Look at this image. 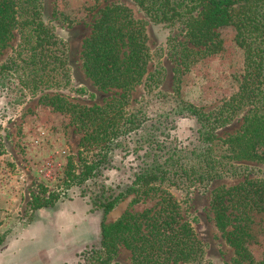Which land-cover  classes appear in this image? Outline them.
<instances>
[{
  "label": "trees",
  "instance_id": "1",
  "mask_svg": "<svg viewBox=\"0 0 264 264\" xmlns=\"http://www.w3.org/2000/svg\"><path fill=\"white\" fill-rule=\"evenodd\" d=\"M134 1L147 20L129 6L116 4L100 10L92 23L83 44V69L99 89L121 94L102 105L86 106L69 99L89 92L72 87L67 43L46 22L42 0H0V56L11 48L0 62V90L10 97L15 94L17 105L38 98L54 112L69 115L82 133L79 161L68 159L63 185L78 187L91 212L104 216L100 241L83 253L84 264H116L120 248L131 253L133 264H215L198 262L202 242L183 219L169 188L192 189L238 176V162L264 164V0ZM149 22L181 27L185 41L179 70L187 71L200 59L222 52L223 28L234 29L236 45L244 52L239 92L214 111L190 106L199 124L198 140L191 148L172 140L164 122L147 127L138 113L126 110L130 94L148 74ZM246 104L251 109L241 128L220 135ZM129 155L139 162L138 170L123 190L106 181V172L116 168L119 156ZM262 173L223 185L212 194L216 228L234 249L231 264H264L252 250L258 244L257 221L264 218ZM45 193L33 196V210L59 201V193ZM128 196L130 208L146 199L155 204L141 213L128 210L106 223L105 217ZM4 241L0 236V246Z\"/></svg>",
  "mask_w": 264,
  "mask_h": 264
},
{
  "label": "rangeland",
  "instance_id": "2",
  "mask_svg": "<svg viewBox=\"0 0 264 264\" xmlns=\"http://www.w3.org/2000/svg\"><path fill=\"white\" fill-rule=\"evenodd\" d=\"M116 4L129 6L137 17L147 20L134 0H42L46 22L67 43L72 87L89 92L69 98L80 105H102L121 94L119 90L96 87L82 63L83 44L91 34L94 19L100 10ZM219 33L222 52L204 57L183 71L179 70V52L185 41L181 27L149 22L148 74L130 94L127 112L138 113L147 127L164 122L172 140L179 146L193 147L199 124L190 114V106L204 112L216 110L239 92L245 76L244 52L236 45L234 29L223 28ZM10 53L11 48H7L0 62ZM14 96L0 90V236L5 238L0 246V264H84L83 253L100 241L104 216L91 212L78 187L65 189L63 185L68 159L79 161L82 133L72 125L69 115L54 112L38 98L17 105L13 104ZM250 109L246 104L219 134L238 131ZM138 164L134 155L119 156L116 168L106 172V181L125 190ZM236 165L240 167L238 176L192 189L169 188L180 203L183 219L192 224L202 242L198 262L231 264L234 257V249L216 228L210 205L212 194L223 185H236L264 171V164ZM42 190H46L45 196L59 193V201L53 207L33 210L32 198ZM131 200L132 196L124 199L105 222L116 221L128 210L141 213L155 204L154 199H146L130 208ZM257 222L258 244L252 250L255 258L262 260L264 218L259 217ZM116 264H133L131 253L120 248Z\"/></svg>",
  "mask_w": 264,
  "mask_h": 264
}]
</instances>
